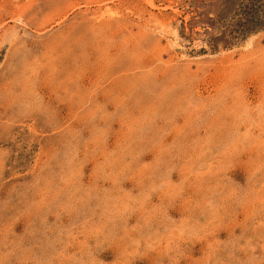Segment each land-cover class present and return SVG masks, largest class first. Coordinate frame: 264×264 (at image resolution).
Listing matches in <instances>:
<instances>
[{"label":"rangeland","instance_id":"obj_1","mask_svg":"<svg viewBox=\"0 0 264 264\" xmlns=\"http://www.w3.org/2000/svg\"><path fill=\"white\" fill-rule=\"evenodd\" d=\"M0 0V264H264V0Z\"/></svg>","mask_w":264,"mask_h":264},{"label":"trees","instance_id":"obj_2","mask_svg":"<svg viewBox=\"0 0 264 264\" xmlns=\"http://www.w3.org/2000/svg\"><path fill=\"white\" fill-rule=\"evenodd\" d=\"M251 5L247 3L240 6L239 14L241 17L237 21V27L230 34L234 39H240L244 37L249 31L260 24V20L257 17L259 11H261V4L258 0H251Z\"/></svg>","mask_w":264,"mask_h":264}]
</instances>
